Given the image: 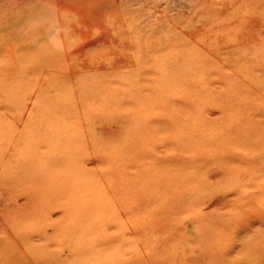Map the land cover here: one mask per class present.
<instances>
[{
  "label": "rangeland",
  "instance_id": "374dc122",
  "mask_svg": "<svg viewBox=\"0 0 264 264\" xmlns=\"http://www.w3.org/2000/svg\"><path fill=\"white\" fill-rule=\"evenodd\" d=\"M0 264H264V0H0Z\"/></svg>",
  "mask_w": 264,
  "mask_h": 264
}]
</instances>
